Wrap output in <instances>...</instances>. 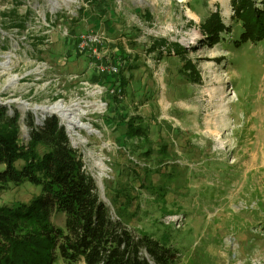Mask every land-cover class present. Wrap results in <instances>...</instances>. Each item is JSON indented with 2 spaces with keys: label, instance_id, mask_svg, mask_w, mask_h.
Wrapping results in <instances>:
<instances>
[{
  "label": "rangeland",
  "instance_id": "374dc122",
  "mask_svg": "<svg viewBox=\"0 0 264 264\" xmlns=\"http://www.w3.org/2000/svg\"><path fill=\"white\" fill-rule=\"evenodd\" d=\"M217 10L230 29L214 43L202 25ZM242 30L231 0H0V104L20 111L23 137L29 115L41 123L23 101H62L93 126L74 146L86 171L114 216L175 250L173 264H264V39ZM92 34L102 41L80 55ZM116 61L122 90L121 71L99 69ZM129 120L145 135L128 134ZM29 184L0 203L29 200L40 191Z\"/></svg>",
  "mask_w": 264,
  "mask_h": 264
},
{
  "label": "trees",
  "instance_id": "16d2710c",
  "mask_svg": "<svg viewBox=\"0 0 264 264\" xmlns=\"http://www.w3.org/2000/svg\"><path fill=\"white\" fill-rule=\"evenodd\" d=\"M231 3L233 15L242 21L241 41L264 39V0L261 6L255 0ZM15 11L11 9L5 16ZM13 24L25 28L24 20ZM202 27L214 43L222 31L230 29L218 10ZM165 42L160 40L157 45ZM167 48L182 56L187 52L179 43ZM185 61L183 72L199 78L196 64L190 58ZM120 73L122 90L128 82ZM7 109L0 104V195L27 183L40 191L27 201L0 203V264H56L60 259L70 264L81 260L85 264L176 263L171 246L131 228L121 215H113L57 115L47 116L41 125L29 115L30 131L23 137L20 111L9 113ZM128 124V134L145 135L141 127L130 120ZM55 211L65 214V228L52 222Z\"/></svg>",
  "mask_w": 264,
  "mask_h": 264
},
{
  "label": "bare ground",
  "instance_id": "6f19581e",
  "mask_svg": "<svg viewBox=\"0 0 264 264\" xmlns=\"http://www.w3.org/2000/svg\"><path fill=\"white\" fill-rule=\"evenodd\" d=\"M68 1H70V0H67V2ZM202 35H203L202 32L196 31L190 37V38H192L191 42L197 41L198 38L202 37ZM23 106L25 108H32V110L39 117H42L48 113L58 114L61 117L62 122L66 125V127H67V129L71 135L72 141L76 144L79 142H81V143L86 142V140L82 138L79 129L84 128L90 133L96 131V129L93 126L86 124L85 122H82L81 119L79 118V116H76L75 113H73V111L71 110V107L67 106V104L63 103L62 101H57L53 104H30L26 101H23ZM95 165L100 169L104 167V163L101 160L96 161ZM101 175H102L101 172H98V174L96 176L100 178Z\"/></svg>",
  "mask_w": 264,
  "mask_h": 264
},
{
  "label": "built area",
  "instance_id": "2783aa9c",
  "mask_svg": "<svg viewBox=\"0 0 264 264\" xmlns=\"http://www.w3.org/2000/svg\"><path fill=\"white\" fill-rule=\"evenodd\" d=\"M87 37H89V39L87 38L85 40V43L82 46L80 44H82L83 39H82V37H78V42H76V43H77V45L81 46V48H82L81 50H87V49H90V47L92 48V46H89L88 43H90V44L92 43L93 44L94 42H96L97 43L96 45L98 46V42L97 41H102L101 38H98V35L97 34L96 35L92 34V35H89ZM88 41H91V42H88ZM92 50L94 52H97V48H94ZM121 66H122V64L119 63L118 61H116V62H110V63H101L99 65V69H100V71L102 73H106V74H108V73L116 74V73H118L120 71ZM53 114L57 115L56 113H50V115H53ZM37 118H38L39 122L41 121V123H39V125H41V124L44 123V121L46 119V115L42 116V119H40L39 117H37ZM66 131H68L67 127H66ZM68 135L70 137L71 144L73 143L74 144L73 146H75L76 143H74L72 141L71 135H70L69 131H68Z\"/></svg>",
  "mask_w": 264,
  "mask_h": 264
},
{
  "label": "water",
  "instance_id": "95a60500",
  "mask_svg": "<svg viewBox=\"0 0 264 264\" xmlns=\"http://www.w3.org/2000/svg\"><path fill=\"white\" fill-rule=\"evenodd\" d=\"M61 124H63L62 122H61ZM67 134H68V131H67ZM72 145H74L73 143H72ZM98 185V184H97Z\"/></svg>",
  "mask_w": 264,
  "mask_h": 264
}]
</instances>
